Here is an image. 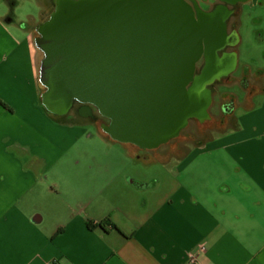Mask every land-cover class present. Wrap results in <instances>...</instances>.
<instances>
[{
	"label": "crops",
	"instance_id": "1",
	"mask_svg": "<svg viewBox=\"0 0 264 264\" xmlns=\"http://www.w3.org/2000/svg\"><path fill=\"white\" fill-rule=\"evenodd\" d=\"M35 2L24 22L18 0H0V264H191L193 255L199 264H264V0L241 2L229 29L235 68L224 81L244 93L221 92L235 94V106L223 105L224 123L167 182L131 165L160 148L47 104L36 41L45 8ZM92 126L119 144L124 163L111 150L84 162V144L102 140ZM111 156L116 163L104 162Z\"/></svg>",
	"mask_w": 264,
	"mask_h": 264
},
{
	"label": "water",
	"instance_id": "2",
	"mask_svg": "<svg viewBox=\"0 0 264 264\" xmlns=\"http://www.w3.org/2000/svg\"><path fill=\"white\" fill-rule=\"evenodd\" d=\"M219 1L214 10L199 8L196 17L188 0H59L56 13L37 28L45 101L67 114L76 102L94 105L113 121L104 131L146 149L179 137L192 119L210 116L216 79L235 68L225 53L228 23L248 0ZM54 42L67 44V58L55 57ZM212 57L220 68L226 59L229 65L219 69ZM52 59L59 63L57 81ZM50 97L66 100L65 106ZM152 113L159 115L148 125ZM118 124L136 139L117 134ZM151 136L155 140L144 145Z\"/></svg>",
	"mask_w": 264,
	"mask_h": 264
},
{
	"label": "rangeland",
	"instance_id": "3",
	"mask_svg": "<svg viewBox=\"0 0 264 264\" xmlns=\"http://www.w3.org/2000/svg\"><path fill=\"white\" fill-rule=\"evenodd\" d=\"M18 2L19 4L16 6V15L18 20H22L24 22L28 21L29 17L27 14L31 11L33 12L38 10L35 0H18ZM41 2L43 3L45 11L47 12V15H45V17H48L50 14L48 9V2L47 0H41ZM206 6H208L207 3ZM232 17V21L233 23H235H232L231 27H228V29H231L233 26L238 28V25L240 23L239 11H237ZM204 61L205 58H202L199 61V69L203 67ZM225 82L226 81L222 80V83H217V85L213 87V103L210 108V117L208 116L209 119H192L190 124L182 131L179 137L173 139L170 143L163 145L157 151H147L146 154L148 156L145 155L146 159H142V162H138V159H135L133 160V163H131V165L133 166L136 163H140L142 165H149L146 167H150V175L162 176L167 182L168 178L171 176L170 169L182 166L183 164H186L191 161V159L199 153L197 152L198 144L207 139L209 135L208 133H213V131H210L211 128L215 126H217L218 128V125H220L222 122L224 123V120H222V122L220 121L223 117L227 116L226 114L227 112H229V110L225 109L226 106L223 105H227V108H233V106H235V100H233L232 98V96H234V99H236L235 94L226 93V95H223L222 97L221 92H234L238 96L244 93V85H228L231 83ZM243 84L246 83L244 82ZM73 115L75 117V120L77 121H89L94 123V121H92L90 117L84 118V116L79 112L77 114L74 113ZM157 115L159 114L152 113L150 115V118L146 120V123L148 125H152ZM106 118H108L109 121L110 118ZM97 125L99 126V128H101L99 124H96V126ZM99 128L96 129L95 126H92V128L90 127V130L94 135H97L98 138H101L98 130ZM101 139L102 140L97 139L95 141L84 144V146L82 147V150L84 151L83 154L85 157L84 162L91 163L93 161V157L88 156L89 151H96L93 152V154L97 155V161L101 159V154H108V150L114 151L113 154H115V152H118L117 145L119 144L113 143L111 141H106L103 138ZM109 154H112V152ZM113 156L115 157V159L118 160V163H124L121 158L116 156V154ZM114 157H105L104 162L116 163ZM147 191L152 190H146V192L144 191L143 194L145 195L143 196L146 200L148 199Z\"/></svg>",
	"mask_w": 264,
	"mask_h": 264
},
{
	"label": "flooded vegetation",
	"instance_id": "4",
	"mask_svg": "<svg viewBox=\"0 0 264 264\" xmlns=\"http://www.w3.org/2000/svg\"><path fill=\"white\" fill-rule=\"evenodd\" d=\"M58 1L59 0H47V2H48V9H49V12H50V14H49V16L47 17H45V15H47V12L45 11V15L43 14V16H44V18H41V22H43V21H45V20H47L52 14H55L56 13V11H57V7H58ZM210 1V2H209ZM197 0V3H198V5H199V8L202 10L201 11V13L203 12H206L207 10L208 11H211V10H214L215 9V7L216 6H218V4H220L221 3V1H219V0ZM188 2L192 5V8H193V10H194V12H195V16L197 17V15L199 14V8L197 7V5H196V3H195V1H193V0H188ZM206 3L208 4V6H206ZM207 7V8H206ZM233 7V6H232ZM206 8V9H205ZM237 11V10H236ZM235 11V12H236ZM42 16V17H43ZM234 16V15H233ZM217 17V19H218V16H216ZM233 18V17H232ZM230 19L229 20V27H231V24L233 23V19ZM219 21V20H218ZM40 22V23H41ZM235 23V22H234ZM233 23V24H234ZM39 26V25H38ZM38 28V27H37ZM37 31V33H36V37H39L40 35H39V32H38V30H36ZM229 33V44H228V46H227V48H226V50H225V53H227V55L229 54V56L231 57V60H232V64H231V66L233 67V65H234V52H229L228 50H229V47H231V44H232V37L234 36V33L233 32H228ZM54 40H58V39H56V38H54ZM53 40V41H54ZM59 43H56V42H54V47H55V49H57L56 51H55V54L57 55V56H55L56 58L57 57H59V60L60 59H62L63 57L64 58H67V44L66 43H63L62 42V44L61 45H58ZM53 45H51V46H53ZM41 53H42V60L45 58V52L41 49ZM222 55H224L223 53H221ZM54 57V58H55ZM55 58V59H56ZM53 61H51L50 62V68H51V76H52V80H54V81H57L58 80V77L59 76H57V73H56V71H55V68L56 67H58V64L59 63H57L54 59H52ZM211 60H212V63L215 61L216 62V65H217V67L219 68V69H223V66H228L229 64H228V59H226L225 60V63H224V65L220 68L219 66H218V64H217V60H216V58L214 59V57H212L211 58ZM230 67V66H229ZM229 67L227 68V69H229ZM228 75V74H227ZM223 77V78H222ZM224 78H225V76H220V78H218V79H216V82H215V84H214V86L213 87H215L216 85H217V83H219V82H221L222 80H224ZM53 90H54V88H52V92L51 93H53ZM51 98V97H50ZM52 100H53V102L54 103H56L57 105L56 106H58V107H64L65 105V103H66V100H54V98H51ZM176 109H178V107L176 108ZM71 113H80V114H83L84 116H87V117H90L91 119H92V121H94V123H97V124H99L100 126H101V128H105V127H110V128H112L111 127V124L113 123V121H112V119L110 118L109 119V121H108V118H106L107 116H105V115H103L101 112H100V110L96 107V106H94V105H91V104H85V103H81V102H76L75 104H74V106H73V108L71 109V111H70ZM210 117V116H209ZM209 117H206V118H201V119H203V120H206V119H209ZM177 119H178V117H177ZM162 125V124H161ZM173 128V125L172 126H169V130L170 129H172ZM115 131L117 132V134L119 133V135H121V134H124V135H128L126 132H121L120 130H119V124H118V126H117V130L115 129ZM130 135H128L127 137H129ZM144 136H145V138H146V140L148 139V135H147V132H144ZM156 137H158V136H160L159 134L158 135H155ZM131 138H135L136 139V137H134V136H130ZM138 139V138H137ZM155 139H153L152 140V136L150 137V141H143L142 143L144 144V145H148V144H150L151 142H153ZM173 140V139H172ZM172 140H170L169 142H167V143H170ZM166 143V144H167ZM165 145V144H164ZM163 146V145H162ZM162 146H160V147H158V148H152L153 150H155V149H159V148H161ZM151 149V150H152Z\"/></svg>",
	"mask_w": 264,
	"mask_h": 264
},
{
	"label": "built area",
	"instance_id": "5",
	"mask_svg": "<svg viewBox=\"0 0 264 264\" xmlns=\"http://www.w3.org/2000/svg\"><path fill=\"white\" fill-rule=\"evenodd\" d=\"M50 264H56L55 262H50ZM191 264H199V260H198V257H197V255H193L192 257H191Z\"/></svg>",
	"mask_w": 264,
	"mask_h": 264
},
{
	"label": "trees",
	"instance_id": "6",
	"mask_svg": "<svg viewBox=\"0 0 264 264\" xmlns=\"http://www.w3.org/2000/svg\"><path fill=\"white\" fill-rule=\"evenodd\" d=\"M4 102V101H3ZM4 104H6L7 106H9L6 102H4ZM112 220L110 218L106 219L104 222H102V224H106L108 222H111ZM113 225L116 227V228H119L115 223H113Z\"/></svg>",
	"mask_w": 264,
	"mask_h": 264
}]
</instances>
